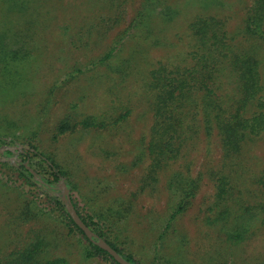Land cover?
<instances>
[{
  "label": "rangeland",
  "instance_id": "1",
  "mask_svg": "<svg viewBox=\"0 0 264 264\" xmlns=\"http://www.w3.org/2000/svg\"><path fill=\"white\" fill-rule=\"evenodd\" d=\"M145 1L0 0V135L14 140L0 144V149L16 152L12 157L0 155V256L22 249L41 234L52 257H64L69 264H112L103 257L82 262L80 236L69 234L59 219L26 217L32 209L28 202L36 196L40 207H52L48 197L13 170L21 155L32 170L51 179L45 164L29 151L34 146L67 174L70 201L82 215L87 208H115L133 200L132 214L121 222L117 242L139 263L150 264L160 244L157 237L171 201L168 179L189 173L197 184L195 197L160 250L172 256L181 252L188 264H216L214 259L218 264H264V223L257 221L243 242L231 245L220 223H205V217L215 212V174L222 171L215 135L200 134L189 140L178 158L140 189L149 166L141 152L146 150L153 122L152 95L146 87L150 71L160 63H189L194 50L189 26L198 17L222 19L226 30L235 34L252 0H160L148 28L143 29L145 37L151 35L153 40L140 42L127 36ZM167 9L174 13L172 19L156 18ZM92 26L96 30L87 46V36L78 32L86 33ZM127 28L114 57L91 68L88 64L99 60ZM256 56L264 93V46L257 44ZM120 116L124 118L119 120ZM87 117L104 127L78 126L59 134L57 127L64 118L78 122ZM224 171L230 174L227 181L233 198L263 209L264 188L257 178L264 172V131ZM61 195L59 190L57 196Z\"/></svg>",
  "mask_w": 264,
  "mask_h": 264
},
{
  "label": "trees",
  "instance_id": "2",
  "mask_svg": "<svg viewBox=\"0 0 264 264\" xmlns=\"http://www.w3.org/2000/svg\"><path fill=\"white\" fill-rule=\"evenodd\" d=\"M159 2L160 0H146L143 9L131 23L132 25L130 24L134 30L128 32L127 28L99 60L88 65L95 68L113 58L119 50L115 48L116 45L122 46L121 40L127 32L129 39L140 42L153 40L151 35L149 38L145 37L143 29L148 28L147 23L153 17L150 18V15L155 13L156 4L159 5ZM158 14L161 16L158 15L156 18L170 20L174 13L169 10L165 14L161 11ZM225 25L222 19L214 16L194 19L189 26L194 49L190 52L189 63L177 66L170 62L160 63L150 71L146 87L152 95L153 122L146 150L141 152L142 157L147 156L149 166L144 185L142 184L140 189L143 190L144 186L148 187L150 182L155 181V174L170 161H175L189 140L200 134L205 137L215 135L220 145L222 171L215 174L217 176L215 212L205 217V223L209 226L220 223V231L231 245L243 242L257 221L264 223V208L254 209L233 198L227 181L230 174L224 171L239 157L245 145L264 131V93L260 84L259 61L256 56L257 44L260 47L264 46V0H252L242 20L241 28L234 32L235 34H230ZM95 28L92 26L86 33L82 30L78 32L82 36H87V46L93 40ZM145 32L149 34L152 30ZM237 37L240 38L238 42ZM127 68L122 67V70ZM227 81L231 82L230 91ZM123 118L124 116H120L119 120ZM104 125L94 117H87L78 122L64 118L57 130L59 134H64L78 126L87 130L102 129ZM7 139L11 138L0 135V144L6 145L7 141L14 142L12 139ZM30 148L29 151L45 164L51 179H45L33 170L36 173L35 177L27 169L29 165L25 164L26 160L24 161L21 155H18L21 159L16 162L13 170L29 187H35L39 194L48 197L52 207L49 209L40 207V198L36 196L28 202L29 206L32 205V209L26 212V217L33 216V219L37 220L59 219L58 221L68 228L69 234L79 235L82 240L79 251L82 262L103 257L112 264H118L83 235L69 217L60 196H57L62 182L68 190L72 188L67 174L52 159L37 152V148L34 146ZM15 154L16 152L12 150H5L0 155L12 157ZM257 182L264 188V172L257 178ZM166 189L171 201L167 204L164 226L157 237V243L159 241L160 244L154 248L150 264H188L181 258V252L173 256L164 254L160 250V245L177 219L187 211L195 197L197 184L189 173H177L170 176ZM131 197L135 198L132 194ZM72 205L82 222L98 238L106 242L127 262L141 264L131 253H124L117 242L121 222L132 214L133 200H124L115 208H87L84 215L78 212L75 204ZM48 246L46 237L37 234L34 240L22 249L0 256V264H69L64 257L50 256ZM215 256L219 258V250H215ZM214 261L213 263L216 264L219 262L215 259Z\"/></svg>",
  "mask_w": 264,
  "mask_h": 264
},
{
  "label": "water",
  "instance_id": "3",
  "mask_svg": "<svg viewBox=\"0 0 264 264\" xmlns=\"http://www.w3.org/2000/svg\"><path fill=\"white\" fill-rule=\"evenodd\" d=\"M5 150H12L11 148H3L0 149V154H3ZM27 169L36 177V173L30 169V167H27ZM37 179V178H36ZM59 190L62 192L61 195V201L73 221V223L81 230L83 235L90 240L92 243L96 244L101 250L105 251L109 256L113 258V260L118 264H131L124 260L120 255L116 253L106 242H104L102 239L98 238L81 220L79 215L77 214L76 210L74 209L70 198H69V190L67 187L61 183V187Z\"/></svg>",
  "mask_w": 264,
  "mask_h": 264
}]
</instances>
